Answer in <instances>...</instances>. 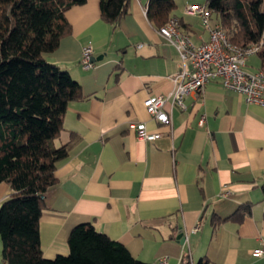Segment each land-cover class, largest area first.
<instances>
[{
	"label": "crops",
	"instance_id": "obj_1",
	"mask_svg": "<svg viewBox=\"0 0 264 264\" xmlns=\"http://www.w3.org/2000/svg\"><path fill=\"white\" fill-rule=\"evenodd\" d=\"M148 1L131 0L115 29L103 19L100 0L71 6V32L45 53L80 81L87 96L69 103L55 140L69 153L57 161V180L44 194V255L67 254L73 227L90 222L150 264H182L185 254L191 264H264L252 253L264 237V105L214 79L187 95L185 108L169 98L170 125L153 117L144 99L173 91L183 61L149 19ZM204 1L175 0L171 14L181 17L195 44L209 33L185 5ZM88 46L92 64L84 67ZM259 67L255 54L245 68ZM140 121L161 134L138 137L131 124ZM13 191L0 182V205ZM246 202H252L251 212L241 221L214 226V217L229 216ZM2 247L0 236V264Z\"/></svg>",
	"mask_w": 264,
	"mask_h": 264
},
{
	"label": "trees",
	"instance_id": "obj_2",
	"mask_svg": "<svg viewBox=\"0 0 264 264\" xmlns=\"http://www.w3.org/2000/svg\"><path fill=\"white\" fill-rule=\"evenodd\" d=\"M86 1L0 0V182L14 190L0 205L2 264H150L90 222L73 227L67 254L47 258L41 245L44 194L57 180V161L69 153L66 144L58 146L55 140L69 103L87 96L80 81L45 53L71 32L66 10ZM204 3L234 43L263 40L257 55L264 69V0ZM130 4L131 0H100L101 15L115 29ZM175 7V0H149L148 17L159 27ZM251 208L252 202H246L229 216H216L214 226L229 219L241 221ZM182 264H191L188 254Z\"/></svg>",
	"mask_w": 264,
	"mask_h": 264
},
{
	"label": "built area",
	"instance_id": "obj_3",
	"mask_svg": "<svg viewBox=\"0 0 264 264\" xmlns=\"http://www.w3.org/2000/svg\"><path fill=\"white\" fill-rule=\"evenodd\" d=\"M185 12L201 18L204 28L208 31L207 40L195 44L189 33L182 29L181 17L171 15L158 27V31L179 50L183 65L175 77V88L168 94H149L143 101L147 111L163 124L172 123L170 111L165 109L169 98L172 103L186 107L184 98L189 94H199L207 82L219 79L222 84L241 93L246 101L264 105V69L248 71L247 61L257 54L263 46V40L251 41L245 45L234 43L228 32L219 21H215L211 10L205 3L188 2ZM91 47H85L83 66L90 67ZM186 61L189 62L187 66ZM204 117L200 119L202 123ZM142 139L155 138L161 132L147 129L142 121L131 124ZM228 191H223L227 195ZM200 223V222H199ZM199 223L195 229L199 227ZM256 256L264 258V237L252 249ZM167 256L161 261L166 262Z\"/></svg>",
	"mask_w": 264,
	"mask_h": 264
},
{
	"label": "water",
	"instance_id": "obj_4",
	"mask_svg": "<svg viewBox=\"0 0 264 264\" xmlns=\"http://www.w3.org/2000/svg\"><path fill=\"white\" fill-rule=\"evenodd\" d=\"M98 58H100V57H92V60H96ZM178 238H180L181 241H185V235H184V231L182 229L179 230Z\"/></svg>",
	"mask_w": 264,
	"mask_h": 264
}]
</instances>
